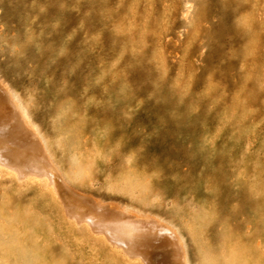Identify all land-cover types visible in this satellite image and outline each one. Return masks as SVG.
<instances>
[{
  "label": "rangeland",
  "instance_id": "rangeland-1",
  "mask_svg": "<svg viewBox=\"0 0 264 264\" xmlns=\"http://www.w3.org/2000/svg\"><path fill=\"white\" fill-rule=\"evenodd\" d=\"M0 74L74 187L264 264V0H0ZM31 177L0 167V264H106Z\"/></svg>",
  "mask_w": 264,
  "mask_h": 264
},
{
  "label": "bare ground",
  "instance_id": "bare-ground-1",
  "mask_svg": "<svg viewBox=\"0 0 264 264\" xmlns=\"http://www.w3.org/2000/svg\"><path fill=\"white\" fill-rule=\"evenodd\" d=\"M1 166L18 180L39 177L45 189L61 198L70 222L84 226L105 242L110 253L106 264H112L117 255L124 261L140 260L143 264H191L185 239L171 221L117 198L74 187L54 161L47 139L29 110L0 74ZM259 255L264 261V252Z\"/></svg>",
  "mask_w": 264,
  "mask_h": 264
}]
</instances>
